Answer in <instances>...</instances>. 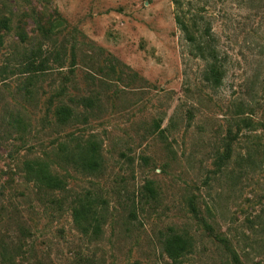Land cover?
Wrapping results in <instances>:
<instances>
[{
	"label": "rangeland",
	"instance_id": "obj_1",
	"mask_svg": "<svg viewBox=\"0 0 264 264\" xmlns=\"http://www.w3.org/2000/svg\"><path fill=\"white\" fill-rule=\"evenodd\" d=\"M0 36V264H264V0H0ZM31 52L44 72L22 74ZM87 141L99 172L54 158ZM33 159L67 191L28 183ZM87 195L91 240L70 213ZM172 235L190 243L177 263Z\"/></svg>",
	"mask_w": 264,
	"mask_h": 264
},
{
	"label": "trees",
	"instance_id": "obj_2",
	"mask_svg": "<svg viewBox=\"0 0 264 264\" xmlns=\"http://www.w3.org/2000/svg\"><path fill=\"white\" fill-rule=\"evenodd\" d=\"M177 25L180 30L186 34L188 42L193 43L195 39L188 34L187 24L176 17ZM9 20H3L1 25L4 30H9ZM205 37L210 40L209 32L206 30ZM24 41V38H20V41ZM2 37L0 36V43ZM197 50L202 57H208L210 61L206 71V81L210 85L217 87L222 81V66L218 62L217 52L211 46L201 48L199 45ZM206 55V56H205ZM40 59L39 52H31L24 57V63L22 64V74H37L42 73L45 70V62L43 60L36 62ZM73 112L66 106H61L55 111V117L60 125L66 124L72 118ZM246 127H249L247 123H244ZM230 148L226 147L224 154L217 157V164L224 165L230 158ZM55 159H63L66 164H70L72 168H77L87 173H97L101 169V154L99 146L94 141H87L84 144L77 143L72 149L60 150L54 155ZM25 180L28 183H32L34 187L41 192L53 193H65L67 191L66 181L63 176H60L53 168V162L49 160L33 159L24 163ZM151 193L152 190L147 188ZM57 204L58 201H55ZM71 219L75 229L79 234L91 240L97 238L100 233V225L103 219V214L99 210V206L95 199L84 196L82 199L77 198L70 203ZM162 249L166 257L172 262L177 263L186 253L190 250V243L187 239L172 235L163 241Z\"/></svg>",
	"mask_w": 264,
	"mask_h": 264
}]
</instances>
